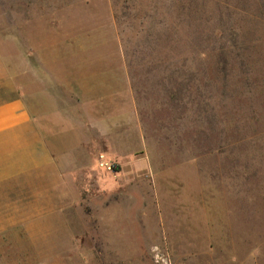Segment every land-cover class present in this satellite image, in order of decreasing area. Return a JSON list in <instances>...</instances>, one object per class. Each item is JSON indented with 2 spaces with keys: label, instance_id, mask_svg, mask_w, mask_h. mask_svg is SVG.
<instances>
[{
  "label": "rangeland",
  "instance_id": "1",
  "mask_svg": "<svg viewBox=\"0 0 264 264\" xmlns=\"http://www.w3.org/2000/svg\"><path fill=\"white\" fill-rule=\"evenodd\" d=\"M15 100L52 157L0 264H264V0H0Z\"/></svg>",
  "mask_w": 264,
  "mask_h": 264
},
{
  "label": "crops",
  "instance_id": "2",
  "mask_svg": "<svg viewBox=\"0 0 264 264\" xmlns=\"http://www.w3.org/2000/svg\"><path fill=\"white\" fill-rule=\"evenodd\" d=\"M101 91L97 99H115L109 96L106 87ZM127 93L126 96L122 94L119 99H131L130 89ZM29 125V114L24 111L19 101L0 105V193L12 192L14 182L10 184L9 180L11 182L23 178L22 181L17 182L18 190L27 194L30 192L34 197L36 178L44 179L50 174L49 164L52 157L50 138H48L50 133L44 131L40 134L38 130ZM40 135L46 136L47 139L41 140V146L39 144L41 149L36 151L35 143L40 142L36 136ZM36 152L40 155L36 156ZM62 167L65 168L66 164L62 163ZM20 184L23 186L20 187Z\"/></svg>",
  "mask_w": 264,
  "mask_h": 264
},
{
  "label": "built area",
  "instance_id": "3",
  "mask_svg": "<svg viewBox=\"0 0 264 264\" xmlns=\"http://www.w3.org/2000/svg\"><path fill=\"white\" fill-rule=\"evenodd\" d=\"M98 164L100 167L108 171H116L117 165L114 161L107 159L104 154H101L98 158Z\"/></svg>",
  "mask_w": 264,
  "mask_h": 264
}]
</instances>
